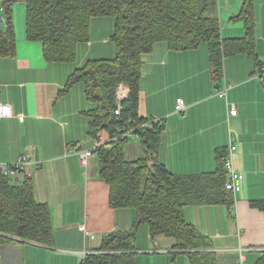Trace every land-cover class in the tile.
<instances>
[{
	"label": "crops",
	"instance_id": "obj_1",
	"mask_svg": "<svg viewBox=\"0 0 264 264\" xmlns=\"http://www.w3.org/2000/svg\"><path fill=\"white\" fill-rule=\"evenodd\" d=\"M2 1L0 32L6 28ZM10 1L14 54L0 56V102L9 104L12 114L0 118V161L13 162L25 152L30 155L24 170L8 178L18 184L25 176L31 178L35 201L49 207L53 244L15 238L0 246V262L80 264L85 248H100L108 234L128 230L134 217L131 207L110 206L109 186L99 175L96 152L83 167L79 157L67 151L70 145L92 148L96 135L88 132L91 117L87 114L95 104L87 100L82 82L64 91L66 80L87 60L114 57L116 48L109 43L113 26L108 22L105 28L104 18L91 17L89 38L78 44L75 60L48 62L40 42L26 37L25 0ZM241 2L216 0L223 39L245 35L243 22L233 19ZM253 5L257 61L246 52L225 56L219 84L210 78L205 43L176 50L165 41H157L142 56L137 114L162 120L156 156L167 170L212 173L218 165L216 149L227 152L230 138L236 145L233 164L244 178L241 190L233 194L231 208L223 204L187 205L182 211L198 234L209 240L217 264H239L240 254L241 264H262L264 253V211L250 204L251 200L264 199V72L253 76L264 67V0H253ZM95 40L101 44L93 46ZM224 86L226 96L220 97L216 90ZM177 98L185 103L182 112L176 110ZM232 108L235 115L229 114ZM18 114L24 116L23 121ZM133 137L141 146L126 148ZM125 138L124 157H143L138 134ZM81 224L93 238L85 237ZM145 225L140 226L131 250L134 264H190L188 254L175 247L174 237H152Z\"/></svg>",
	"mask_w": 264,
	"mask_h": 264
},
{
	"label": "trees",
	"instance_id": "obj_2",
	"mask_svg": "<svg viewBox=\"0 0 264 264\" xmlns=\"http://www.w3.org/2000/svg\"><path fill=\"white\" fill-rule=\"evenodd\" d=\"M26 37L38 41L48 62H72L77 46L89 38L91 17L110 15L114 18L111 40L116 47L113 58L87 60L67 78L64 91L82 82L88 101L95 108L88 132L99 130L111 134L124 126L128 117L146 120L137 114L142 56L157 41H165L172 49L183 50L205 43L208 49L212 82L219 84L225 56L246 52L254 60L255 20L253 0H242L240 11L233 19L244 24L241 38L223 39L220 34L216 0H25ZM6 28L0 32V56L14 54L12 2L3 0ZM128 88L122 104V120L114 114L116 91ZM218 86V85H217ZM219 87V86H218ZM162 125L136 131L144 156L136 160L124 157L126 138L103 144L96 150L99 175L109 186L111 207H131L134 217L126 231H115L104 237L100 248L87 259L90 264H134L131 252L142 224L150 236L163 234L176 239L175 247L185 251L190 264H217L209 240L196 231L183 216L187 205L223 204L230 206L233 194L224 183L226 151L216 149L218 165L212 173L178 174L166 169L157 159ZM250 204L264 211V199ZM46 246L53 244L49 207L34 199L33 184L25 176L14 183L0 173V246L16 239ZM264 264V253L260 258ZM1 264V262H0ZM81 264V261H80Z\"/></svg>",
	"mask_w": 264,
	"mask_h": 264
},
{
	"label": "built area",
	"instance_id": "obj_3",
	"mask_svg": "<svg viewBox=\"0 0 264 264\" xmlns=\"http://www.w3.org/2000/svg\"><path fill=\"white\" fill-rule=\"evenodd\" d=\"M264 72V67L255 70L253 76L258 77L261 73ZM226 88L224 86L223 89L216 90V93L220 97L226 96ZM120 89V90H119ZM128 95V88L127 87H119L116 91V99L122 100L123 98L127 97ZM115 115L118 121L122 120L121 113H122V103H118L115 105ZM185 103L182 98H177L176 100V110L178 112H182L185 109ZM12 114V110L9 104L0 102V118L7 117ZM230 115L236 114V109L232 108L229 111ZM20 121H23L24 116L22 114L17 115ZM153 124L162 125V120L160 118H151L146 119L143 122H139L134 118L128 117L125 122L124 126L117 127L114 132L111 134L107 130H99L96 133V138L94 140V146L90 149H81L77 145H70L67 149L69 154H75L79 157L80 165L86 167L88 165L89 158L96 152L97 148L103 144H109L112 141L118 140L119 137H128L136 131L145 129L147 127H151ZM236 149V145L233 143V138H230V145L228 151L224 157V167L227 172V178L224 183V187L227 191L231 192L232 194H236L241 190L242 181L244 175L241 171L235 169L233 164V153ZM30 162V155L26 152L22 154L17 160L13 162H2L0 161V173L3 176L14 178L19 172L24 170L26 165ZM39 163V162H38ZM79 229L84 233L85 237L93 238V234L86 229L84 224L79 226ZM95 250H88L84 249L81 253V264H90L87 263V259L89 255H91ZM243 261V255L240 254V261L238 262L241 264Z\"/></svg>",
	"mask_w": 264,
	"mask_h": 264
},
{
	"label": "rangeland",
	"instance_id": "obj_4",
	"mask_svg": "<svg viewBox=\"0 0 264 264\" xmlns=\"http://www.w3.org/2000/svg\"><path fill=\"white\" fill-rule=\"evenodd\" d=\"M100 18H104L103 20H105V22H107V23H105V28H107L108 27V22H109V26H113V20H114V18L112 17V16H110V15H107V16H100ZM87 42V41H86ZM86 42H81V44H83V43H86ZM109 43L111 44H113V46L115 47V45H114V43H113V41L111 40V38H110V41H109ZM99 44H101V42L100 41H97V40H95V41H93V46H97V45H99ZM116 48V47H115ZM116 55V54H115ZM115 55H114V57H115ZM113 58V57H112ZM108 59H110V58H108ZM122 87V86H121ZM120 90V89H119ZM127 98H128V95H127V97H125V98H123L122 100H117L116 99V102H115V105L116 104H118V103H122L123 104V102H125L126 100H127ZM134 140H137V142L136 141H134ZM134 145L136 146L135 148H139V146H141L140 145V142H139V140L135 137H133V138H131V139H129L128 141H127V143L125 144V146H126V148L127 147H129V146H131L130 148L131 149H133L134 148ZM145 154V153H144ZM146 155V154H145ZM145 226H147V225H145Z\"/></svg>",
	"mask_w": 264,
	"mask_h": 264
},
{
	"label": "bare ground",
	"instance_id": "obj_5",
	"mask_svg": "<svg viewBox=\"0 0 264 264\" xmlns=\"http://www.w3.org/2000/svg\"><path fill=\"white\" fill-rule=\"evenodd\" d=\"M114 114H115V110H114Z\"/></svg>",
	"mask_w": 264,
	"mask_h": 264
}]
</instances>
